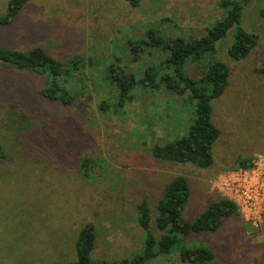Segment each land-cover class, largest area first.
<instances>
[{"label": "rangeland", "instance_id": "374dc122", "mask_svg": "<svg viewBox=\"0 0 264 264\" xmlns=\"http://www.w3.org/2000/svg\"><path fill=\"white\" fill-rule=\"evenodd\" d=\"M244 1L240 28L259 42L240 61L227 53L236 27L215 45L214 58L229 67L230 76L224 94L211 102L220 134L206 170L151 155L153 146L186 134L194 118L187 95L136 91L134 101L117 111L104 70L115 62L137 74L155 66L159 53L137 57L130 42L149 29L170 38L200 39L225 15L221 0H143L137 8L124 0H29L11 25L0 28V47L42 48L68 70L73 75L68 89L75 96L72 107L49 101L40 96L44 76L0 63V146L6 155L0 161V264L74 263L87 224L96 231L92 262L129 260L145 240L136 221L141 200L153 219L164 187L183 176L191 191L183 217L192 222L221 197L213 186L220 173L248 170L236 169V161L251 158L252 167L255 157L264 155V19L259 14L264 1ZM8 2L0 0V16ZM75 57L86 60L76 70ZM209 59L186 64V75L201 78ZM84 158L101 163L91 169V178L80 170ZM238 213L216 232L184 238L185 246L208 247L214 260L205 264H264V212L254 223ZM146 264L188 263L175 251Z\"/></svg>", "mask_w": 264, "mask_h": 264}, {"label": "trees", "instance_id": "16d2710c", "mask_svg": "<svg viewBox=\"0 0 264 264\" xmlns=\"http://www.w3.org/2000/svg\"><path fill=\"white\" fill-rule=\"evenodd\" d=\"M124 1L137 8L143 0ZM28 2L29 0H9L6 14L0 16V28L11 25ZM245 3L244 0H221L219 6L225 11V15L207 29L206 34L200 39L170 38L162 32L157 33L149 29L143 38L132 40L130 50L133 55L137 57L138 54L161 55L158 64L140 71L141 73L138 72L139 74L129 72L126 67L116 62L105 68V81L112 87L115 99L113 105L117 111H120L125 103L134 101L136 91L157 96L164 90L167 94L179 98L188 96L194 118L188 124L186 134L179 140L153 146L151 155L155 160L191 165L201 170L209 169L213 165L212 147L220 132L212 121L211 102L224 94L230 76L229 67L214 58L215 45L236 27L234 42L227 51L228 56L234 61L244 60L256 48L259 37L240 28ZM259 14L264 19V9ZM206 56L210 59L201 78L188 77L184 71L185 65L189 62H199ZM85 62L84 58L75 57L71 66L76 70ZM0 63L20 71L44 76L46 86L40 91L43 98L58 101L64 107H72L75 104V96L68 89L73 75L56 63L44 49L37 47L29 52H22L0 47ZM90 65L92 66L91 61ZM261 73L264 74V71ZM5 159V152L0 146V161ZM251 161V158L238 159L235 168H250ZM100 164L98 159L84 158L80 163L83 177L91 178V169L99 167ZM190 196L188 180L183 176H177L164 187L161 197L156 202L153 219L148 203L141 200L136 205V221L145 233L141 251L129 260L101 264H146L151 260L169 257L175 251L182 263L212 262L214 254L208 247L197 245L188 248L183 239L216 232L224 219L239 216V213L234 204L219 197L210 201L202 213L197 215L194 221L189 222L183 217V212ZM95 240L96 231L92 225L87 224L80 231L76 243L77 261L67 264H95L90 258Z\"/></svg>", "mask_w": 264, "mask_h": 264}, {"label": "built area", "instance_id": "2783aa9c", "mask_svg": "<svg viewBox=\"0 0 264 264\" xmlns=\"http://www.w3.org/2000/svg\"><path fill=\"white\" fill-rule=\"evenodd\" d=\"M213 186L222 198L244 214L245 219L260 222L264 212V155L256 156L248 170L220 173Z\"/></svg>", "mask_w": 264, "mask_h": 264}]
</instances>
